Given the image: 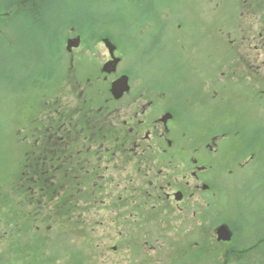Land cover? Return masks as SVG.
<instances>
[{
  "label": "flooded vegetation",
  "instance_id": "1",
  "mask_svg": "<svg viewBox=\"0 0 264 264\" xmlns=\"http://www.w3.org/2000/svg\"><path fill=\"white\" fill-rule=\"evenodd\" d=\"M190 1L176 11L180 25L175 33L187 35L178 40L177 48H171L164 31L171 30L173 21H161L162 41L153 39L145 62L135 43L127 58L123 44L109 35L68 36L67 44L78 36L81 42L72 50L66 46V71L60 66L62 74L47 85V94L39 97L38 104L46 113L30 120L27 130L23 126L14 134L22 148L15 176L17 200L9 210L6 197L11 192L0 187V219L6 223L1 229L10 227L4 218L9 212L16 215L20 227L28 225L29 216L42 221L49 212L50 218L55 215L65 220L63 226L84 239L98 224L104 227L111 222L112 232L129 241V252L136 253L133 259L145 260L141 264L150 263L157 255L150 254L155 245L165 244L163 237L170 234L182 248L180 264H202L211 242L219 252L208 261L204 259L208 264H220L229 257L246 260L254 244L263 245L264 237H255L252 246H243L231 222L223 219L213 229L201 222L208 205H214L215 212L218 200L232 197L225 183L231 188L233 176L250 165L252 155L242 162L245 147L222 149L229 132L219 124L215 128L222 131L210 133V140L200 147L182 130L176 105L181 98L186 105L208 101L213 114L221 108L218 121L228 124L242 121V112L248 107L247 117L258 121L255 110L264 102V74L260 55L254 62L242 36V21L234 22L230 35L220 31L215 22L206 24L202 34H191L203 24L196 16L199 9L195 3L190 6ZM106 38L116 46L113 54L104 43ZM206 78L210 82L208 98L202 87ZM121 79L127 80L126 91L115 89ZM35 85L40 91L42 84ZM198 197L206 205L195 202ZM63 198H68L67 208ZM194 203L196 211L191 208ZM225 206L230 213L231 205ZM191 211L192 220L188 217ZM186 221L192 226H170L171 222L183 225ZM222 225L232 233L228 242L218 240L217 230Z\"/></svg>",
  "mask_w": 264,
  "mask_h": 264
},
{
  "label": "rangeland",
  "instance_id": "2",
  "mask_svg": "<svg viewBox=\"0 0 264 264\" xmlns=\"http://www.w3.org/2000/svg\"><path fill=\"white\" fill-rule=\"evenodd\" d=\"M5 1L0 0V187L11 192V196L6 197V204L9 203V210H12L16 206L15 176L16 172L18 174L22 151L14 134L20 127L24 126L22 129L26 130L30 128L26 126L28 122L42 113L43 107L38 104L39 97L46 95L47 85L53 84L62 74L60 66L66 71L68 36L79 33L89 38L88 36L107 34L123 44V52L127 58L130 56V45L135 43L137 49L142 52V61L145 62L147 60L145 52L151 49L153 39L156 38L159 43L162 41L159 37L161 21L167 24L173 21L171 30L164 31L168 32L165 35L170 39L168 45L171 48H177L178 40L187 35H180L175 31L178 29L177 25H180L177 22L180 16L176 13L178 6H184L183 3H187L188 0H54L44 8L41 19L16 13L14 9L9 10L10 13H5L1 7ZM211 1H213L211 5L203 0L190 1V6L195 3L199 9L200 15L196 16L203 24L196 26L195 32L191 34H202L206 24L215 22L219 25L220 31L230 35L232 30L229 29L234 22L242 21L244 28L242 36L247 40L249 51L255 56L254 62L260 55L259 60L263 62L261 71L264 74V0ZM252 66L256 69L257 64ZM251 72L253 73V70ZM205 74H208V69ZM208 78L205 85H202L206 89L204 91L206 98L210 85ZM35 82L42 84L40 91L36 89ZM178 85L179 83L177 87ZM190 103L186 105V100L181 98L176 107L179 124L190 138L193 137L194 143L203 146L205 141L210 140L211 137H207L210 133L222 131L215 128L219 124L220 127H227L229 132L227 136L229 138L223 141L222 149L236 151L245 147L244 152H247L243 154L245 157L242 156V162L247 161L248 156L252 155L250 165L246 169L237 170L238 174L233 176L232 183L227 179L231 188L225 183L227 189H231L232 197L226 196L217 201L216 216L212 209L214 205L212 207L208 205L201 222L211 225L212 229L217 226L215 224L220 219L231 222L239 235L240 243L245 247L252 246L250 244L256 242L255 237L258 239L264 237V102L255 110L258 121L247 117L248 107L244 108L243 104L239 108V112L244 108L243 117L240 118L242 121L229 124L218 121L217 114L221 108L213 114L208 101L206 104H195V101ZM45 109L42 116L46 113ZM13 127L12 133L4 137ZM6 160L8 163L4 164ZM203 201L199 197L195 199V202L206 205ZM57 202L58 200L55 204ZM226 204L231 205L230 213L226 212L228 210ZM194 206L195 203L191 208ZM197 209L194 207L192 210ZM192 213L191 211L188 216L190 220L194 217ZM209 215L212 217L210 222ZM52 216L53 219L49 217V212H46L42 221H35L29 216L28 225L20 227L14 213L4 215L10 227L1 229L6 223L0 219V264L145 262L144 259L140 261L133 259L136 253L131 255L129 252V241L125 237L122 241L119 234L112 232L111 222L104 227L98 224L95 232L84 239V235L70 232L63 226V220ZM172 220L174 222L173 218ZM173 222L170 226H177L176 229L192 226L190 221L183 225L179 223L176 225ZM252 232L254 234H250ZM163 239H166L165 244L155 245L156 248L151 251V257L157 255L153 257L154 259L151 258L149 264H180L182 248L175 235L170 234ZM118 245V249L114 250V246ZM163 246L165 247L162 248ZM206 257L208 255L203 254L202 261ZM220 264H264V243L254 244L246 260L229 257Z\"/></svg>",
  "mask_w": 264,
  "mask_h": 264
},
{
  "label": "trees",
  "instance_id": "3",
  "mask_svg": "<svg viewBox=\"0 0 264 264\" xmlns=\"http://www.w3.org/2000/svg\"><path fill=\"white\" fill-rule=\"evenodd\" d=\"M52 1H54V0H6L1 7L3 9L2 11L5 13H7V12L10 13L11 11H9V10L14 9V12H16V13H20L22 15H26V16H28L30 18L32 17L34 19H41L44 8L46 6H48L50 3H52ZM62 201L64 203L66 202L65 206L67 208L68 198L67 199L63 198ZM65 206H64V208H65ZM63 212H64V210H62L60 214H62ZM10 213L11 212H9L8 215H10ZM64 222H65V220H64ZM207 245H209V246L205 248V251L209 252V255L206 254V255H208V257H206V259L208 261V259L215 257L214 254L218 253L219 249H216L212 245V242L208 243ZM207 261L203 260L202 262L204 264H206Z\"/></svg>",
  "mask_w": 264,
  "mask_h": 264
},
{
  "label": "water",
  "instance_id": "4",
  "mask_svg": "<svg viewBox=\"0 0 264 264\" xmlns=\"http://www.w3.org/2000/svg\"><path fill=\"white\" fill-rule=\"evenodd\" d=\"M80 42V38H77L75 40H70L69 41V48L73 45V46H78ZM108 48L110 49V51L113 53V50L115 49V46L112 45L111 41L106 39L105 40ZM125 85H127V81L125 79H122L120 81H118V83L115 85V89H120L121 91L124 89H127L125 87ZM218 233V240L219 241H230L232 238V233L229 230L227 225H222L221 227L218 228L217 230Z\"/></svg>",
  "mask_w": 264,
  "mask_h": 264
}]
</instances>
